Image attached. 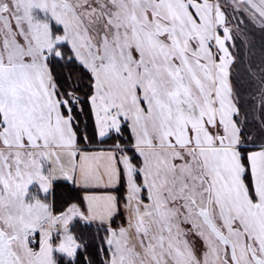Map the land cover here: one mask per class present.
Here are the masks:
<instances>
[{
    "label": "snow or ice",
    "instance_id": "1",
    "mask_svg": "<svg viewBox=\"0 0 264 264\" xmlns=\"http://www.w3.org/2000/svg\"><path fill=\"white\" fill-rule=\"evenodd\" d=\"M0 264H264V0H0Z\"/></svg>",
    "mask_w": 264,
    "mask_h": 264
}]
</instances>
